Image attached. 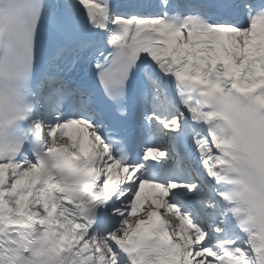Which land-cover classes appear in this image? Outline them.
Segmentation results:
<instances>
[{
	"label": "snow or ice",
	"instance_id": "6c2138e0",
	"mask_svg": "<svg viewBox=\"0 0 264 264\" xmlns=\"http://www.w3.org/2000/svg\"><path fill=\"white\" fill-rule=\"evenodd\" d=\"M0 264H264V0H0Z\"/></svg>",
	"mask_w": 264,
	"mask_h": 264
}]
</instances>
